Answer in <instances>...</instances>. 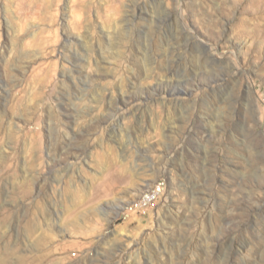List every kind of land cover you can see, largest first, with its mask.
Masks as SVG:
<instances>
[{
  "label": "rangeland",
  "instance_id": "1",
  "mask_svg": "<svg viewBox=\"0 0 264 264\" xmlns=\"http://www.w3.org/2000/svg\"><path fill=\"white\" fill-rule=\"evenodd\" d=\"M262 4L0 0V255L264 264Z\"/></svg>",
  "mask_w": 264,
  "mask_h": 264
},
{
  "label": "bare ground",
  "instance_id": "2",
  "mask_svg": "<svg viewBox=\"0 0 264 264\" xmlns=\"http://www.w3.org/2000/svg\"><path fill=\"white\" fill-rule=\"evenodd\" d=\"M261 4V3H260ZM263 5V4H262ZM261 6V5H260ZM264 6V5H263ZM256 10V9H255ZM145 197V196H144ZM5 222H6V219H5V217H3V218H1L0 219V240H3L4 239V237H5V234L4 233H6V232H4V231H2V228H3V226H4V224H5ZM28 226H30V224H28L27 225V227ZM1 231L2 232H4V233H1ZM13 235V234H12ZM15 236V235H14ZM8 238V237H7ZM13 238V237H12ZM21 238V237H20ZM23 239V238H22ZM21 239V240H22ZM45 239H46V237H45ZM48 239V238H47ZM1 242V241H0ZM16 242V241H15ZM5 243H7V242H5ZM13 243V242H12ZM6 246V245H5ZM8 246V245H7ZM3 247V246H2ZM11 247H13V246H11ZM2 249V248H1ZM11 251H12V249H11ZM10 251V248L9 249H7L6 250V253L5 254H1L0 255V264H9V263H7V260H6V258L8 257V255H11V256H16L15 257V259H16V262L17 263H19V264H30V262L31 261H28L27 259H25V258H18V254L14 251V252H11ZM45 253V252H44ZM46 254V253H45ZM4 255H6L7 257H4ZM10 256V257H11ZM45 256V255H44ZM43 256V257H44ZM29 257V256H28ZM35 257V256H34ZM41 257V256H40ZM14 259V258H13ZM18 259V260H17ZM40 259V258H39ZM11 260V259H10ZM9 260V261H10ZM11 263V262H10ZM15 263V262H14ZM33 263V262H32Z\"/></svg>",
  "mask_w": 264,
  "mask_h": 264
},
{
  "label": "built area",
  "instance_id": "3",
  "mask_svg": "<svg viewBox=\"0 0 264 264\" xmlns=\"http://www.w3.org/2000/svg\"><path fill=\"white\" fill-rule=\"evenodd\" d=\"M162 194H163V187L159 183L154 188V191H151V193L143 197L140 202L135 204V206L137 207L136 211H141L142 208L150 206L152 203L156 202L162 196Z\"/></svg>",
  "mask_w": 264,
  "mask_h": 264
}]
</instances>
